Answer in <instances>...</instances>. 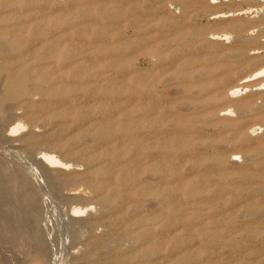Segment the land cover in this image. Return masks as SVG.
I'll return each mask as SVG.
<instances>
[{
    "label": "rangeland",
    "instance_id": "1",
    "mask_svg": "<svg viewBox=\"0 0 264 264\" xmlns=\"http://www.w3.org/2000/svg\"><path fill=\"white\" fill-rule=\"evenodd\" d=\"M0 40V264H264V0H0Z\"/></svg>",
    "mask_w": 264,
    "mask_h": 264
},
{
    "label": "bare ground",
    "instance_id": "2",
    "mask_svg": "<svg viewBox=\"0 0 264 264\" xmlns=\"http://www.w3.org/2000/svg\"><path fill=\"white\" fill-rule=\"evenodd\" d=\"M127 2H128V0H126ZM138 2V1H137ZM3 6V5H2ZM81 10V9H80ZM87 13H89V12H87ZM3 15V14H2ZM64 16V15H63ZM89 16V15H88ZM85 17V16H84ZM162 20H163V18H161ZM18 23V22H17ZM20 23V22H19ZM17 26V25H16ZM21 26V25H20ZM55 26V25H54ZM56 26H58V25H56ZM180 26V25H179ZM19 28V27H18ZM20 29V28H19ZM21 30H22V27H21ZM154 30V29H153ZM101 32V31H100ZM156 32V31H155ZM41 33V32H40ZM103 33H104V30H103ZM17 34V33H16ZM55 35V34H54ZM64 35V34H63ZM17 36V35H16ZM168 36V35H167ZM14 38V37H13ZM60 38V37H59ZM58 38V39H59ZM71 38V37H70ZM1 39H3L2 37H1ZM24 40V39H23ZM1 41V40H0ZM74 41V40H73ZM85 41V40H84ZM88 41V40H87ZM24 42V41H23ZM36 42H38L37 40H36ZM71 42V41H70ZM80 42V41H79ZM74 43V42H73ZM19 44V43H18ZM16 45V44H15ZM83 45V44H82ZM87 45V44H86ZM146 45V44H145ZM20 46V45H19ZM70 46V45H69ZM72 46V45H71ZM38 47H40V46H38ZM89 47V46H88ZM102 47V46H101ZM55 48H58V47H55ZM106 48V47H105ZM17 49V48H16ZM74 50H75V48H74ZM96 50H97V48H96ZM79 51V50H78ZM21 52V51H20ZM77 52V51H76ZM18 53V52H17ZM79 53V52H78ZM89 53V52H88ZM98 53H96V55H97ZM101 53H99V55H100ZM19 55V54H18ZM21 55H22V53H21ZM20 55V56H21ZM48 55V54H47ZM81 55V54H80ZM40 56V55H39ZM106 56V55H105ZM122 55H120V57H121ZM235 56V55H234ZM256 56V55H255ZM54 57V56H53ZM149 58V57H148ZM87 59V58H86ZM85 59V60H86ZM89 59V58H88ZM103 59V58H102ZM183 60V59H182ZM116 61V60H115ZM42 62V61H41ZM86 62V61H85ZM90 61H88V63H89ZM104 62H105V60H104ZM103 62V63H104ZM122 62V61H121ZM102 63V62H101ZM100 63V64H101ZM111 63V62H110ZM154 63V62H153ZM15 64V63H14ZM17 64V63H16ZM112 64H114V63H112ZM187 64V63H186ZM19 65V64H18ZM172 65V64H171ZM184 65H185V63H184ZM188 65V64H187ZM205 65V64H204ZM241 65V64H240ZM114 66V65H113ZM157 67H158V65H157ZM168 67H171L170 66V63H169V66ZM189 67V66H188ZM16 68V67H15ZM61 68V67H60ZM66 68V67H65ZM80 68V67H79ZM96 68V67H95ZM109 68V67H108ZM24 69V68H23ZM59 69V68H58ZM78 69V68H77ZM91 70V69H90ZM97 70V69H96ZM125 70V69H124ZM16 71V70H15ZM18 71H19V69H18ZM54 71V70H53ZM138 71H140V70H138ZM17 72V71H16ZM71 72V71H70ZM112 72V71H111ZM55 73V72H54ZM138 73V72H137ZM264 67L263 68H259V69H257L255 72H253V75H255L256 74V76H254L256 79L255 80H259V78H262L263 76H264ZM143 75V74H142ZM195 75V74H194ZM40 76V75H39ZM95 76V75H94ZM93 76V77H94ZM138 76H139V74H138ZM146 76V75H145ZM196 76V75H195ZM2 77V76H1ZM42 77V76H41ZM122 76H120V78H121ZM125 77V76H124ZM141 77V76H140ZM197 77V76H196ZM27 78V77H26ZM76 78H77V76H76ZM116 78H118V77H116ZM148 78V77H147ZM146 78V79H147ZM240 78V77H239ZM12 79V78H11ZM92 79V78H91ZM149 79V78H148ZM160 79V78H159ZM165 79H166V77H165ZM252 79H254V78H252ZM86 80V79H85ZM124 80V79H123ZM144 80V79H143ZM143 80H142V82H143ZM168 80V79H167ZM205 80V79H204ZM250 80L251 79H246L245 78V80H242L239 84L240 85H242V86H248V85H250ZM257 80V81H258ZM126 81V80H125ZM137 81V80H136ZM145 81V80H144ZM25 78L23 77V76H21V77H17V78H14V79H12V80H9V81H7V83L5 84L6 85V88H5V93H4V98H13V97H16V96H18L20 93H21V91H24V85H25ZM41 82V81H40ZM55 82V81H54ZM113 82V81H112ZM140 82V81H139ZM147 82V81H146ZM198 82V81H197ZM213 82V81H212ZM211 82V83H212ZM249 82V83H248ZM107 83V82H106ZM116 83V82H115ZM114 83V84H115ZM141 83V82H140ZM163 83H165V81L163 82ZM193 83V82H192ZM230 83V82H229ZM54 84V83H53ZM74 84H76V83H74ZM80 84V83H79ZM87 84V83H86ZM145 84H148V83H145ZM257 83H251V85H256ZM30 85V84H29ZM78 85V84H77ZM88 85V84H87ZM107 85V84H106ZM213 85H214V83H213ZM52 86V85H51ZM73 86V85H72ZM112 86V85H111ZM226 86V85H225ZM67 87V86H66ZM121 87V86H120ZM148 87H150V84L148 85ZM164 87V86H163ZM211 87V86H210ZM119 88V87H118ZM215 88V87H214ZM239 88V87H238ZM259 88V87H258ZM82 89H83V87H82ZM184 89V88H183ZM74 90H76V88L74 89ZM29 91V90H28ZM117 91V90H116ZM120 91V90H119ZM132 91V90H131ZM171 91V90H170ZM212 91V90H211ZM46 92V91H45ZM121 92V91H120ZM150 92V91H149ZM27 93V92H26ZM107 93V92H106ZM128 93H130V90H129V92ZM150 93H152V92H150ZM213 93V92H212ZM252 93V92H251ZM29 94H31V93H29ZM44 94V93H43ZM42 94V95H43ZM62 94V93H61ZM66 94V93H65ZM69 94H71V93H69ZM114 94V93H113ZM118 94V93H117ZM219 94H220V92H219ZM258 94V93H257ZM101 95H105V93L104 94H101ZM111 95V94H110ZM132 95H134V94H132ZM254 95V94H253ZM29 96V95H28ZM113 96V95H112ZM129 96H131V95H129ZM155 96V95H154ZM159 96V95H158ZM252 96V95H251ZM62 96H60V98H61ZM147 97V96H146ZM151 97V96H150ZM150 97H149V100H150ZM3 98V99H4ZM141 98V97H140ZM226 98H227V96H226ZM245 98V97H244ZM243 98V99H244ZM252 98V97H251ZM259 98V97H258ZM264 98V97H263ZM28 99V98H27ZM124 99V98H123ZM147 99H148V97H147ZM250 99V98H249ZM100 100H102V99H99V101ZM108 100V99H107ZM32 101V100H31ZM157 101V100H156ZM228 101H229V99H228ZM262 101V100H261ZM263 101H264V99H263ZM150 102H151V100H150ZM161 102V101H160ZM165 102V101H164ZM1 103V102H0ZM53 103V102H52ZM187 103V102H186ZM214 103V102H213ZM66 104V103H65ZM71 104V103H70ZM42 105V104H41ZM48 105V104H47ZM149 105V104H148ZM187 105V104H186ZM186 105H185V107H186ZM215 105H216V103H215ZM248 105V104H247ZM32 106V105H31ZM129 106V105H128ZM135 106V105H134ZM200 106V105H199ZM218 106V105H217ZM27 107H28V105H27ZM102 107V106H101ZM56 108V107H55ZM100 108V107H99ZM141 108V107H140ZM145 108V107H144ZM147 108H150V107H147ZM180 108V107H179ZM183 108V107H182ZM182 108H180V109H182ZM213 108V107H212ZM235 109H236V107H234ZM105 109V108H104ZM238 109V108H237ZM253 109V108H252ZM46 110V109H45ZM150 110V109H149ZM184 110H186V108L184 109ZM240 111V110H239ZM255 111V110H254ZM96 112H98V111H96ZM103 112V111H102ZM166 111H164V113H165ZM244 112V111H243ZM128 113V112H127ZM158 113V112H157ZM156 113V114H157ZM240 113V112H239ZM258 113V112H257ZM61 114V113H60ZM82 114V113H81ZM124 114H125V112H124ZM123 114V115H124ZM133 114V113H132ZM142 114V113H141ZM3 115V114H2ZM65 115V114H64ZM154 115V114H153ZM173 115V114H172ZM253 115V114H252ZM54 116V115H53ZM133 116H134V114H133ZM257 116V115H256ZM255 116V117H256ZM59 117V116H58ZM66 117V116H65ZM132 117V116H131ZM259 117V116H258ZM257 117V118H258ZM101 118V117H100ZM147 118V117H146ZM150 118V117H149ZM160 118V117H159ZM226 118V117H225ZM148 119V118H147ZM1 120V119H0ZM123 120V119H122ZM136 120V119H135ZM83 121H84V119H83ZM124 121V120H123ZM79 122H81V121H79ZM136 122V121H135ZM147 122V121H146ZM83 123V122H82ZM124 123H126L125 121H124ZM128 123V122H127ZM149 123V122H148ZM174 123V122H173ZM183 123V122H182ZM255 123V122H254ZM152 124V122H150V125ZM223 124V123H222ZM253 124V123H252ZM86 125V124H85ZM103 125V124H102ZM107 125V124H106ZM94 126V125H93ZM230 126V125H229ZM246 126V125H245ZM92 127V126H91ZM120 127V126H119ZM239 127V126H238ZM244 127V126H243ZM124 128V127H123ZM144 128V127H143ZM172 128V127H171ZM187 128V127H186ZM233 128V127H232ZM231 128V129H232ZM240 128V127H239ZM109 129V128H108ZM150 129V128H149ZM159 129V128H158ZM198 129V128H197ZM15 129L13 128V129H11L10 130V132H13ZM62 130V129H61ZM133 130V129H132ZM240 130V129H239ZM87 132H88V130H86ZM106 131H107V129H106ZM176 131V130H175ZM200 131V130H199ZM233 131V130H232ZM127 132V131H126ZM187 132V131H186ZM198 132V131H197ZM241 132H243V131H241ZM97 133V132H96ZM170 133V132H169ZM175 133V132H174ZM139 134V133H138ZM142 134V133H141ZM220 134H221V132H220ZM235 135V134H234ZM103 136V135H102ZM130 136H132V135H130ZM134 136V135H133ZM147 136H149L148 134H147ZM146 136V137H147ZM150 136H152V135H150ZM244 136V135H243ZM144 137V136H143ZM145 137V138H146ZM244 137H246V136H244ZM134 138H136V137H134ZM152 138H153V136H152ZM140 139V138H139ZM72 140V139H71ZM145 140V139H144ZM135 141V140H134ZM252 141V140H251ZM264 141V140H263ZM71 142V141H70ZM116 142V141H115ZM123 142V141H122ZM142 142V141H141ZM131 143V142H130ZM136 143V142H135ZM159 143V142H158ZM185 143V142H184ZM72 144V143H71ZM209 144V143H208ZM55 145V144H54ZM68 145V144H67ZM87 145V144H86ZM102 145V144H101ZM100 145V146H101ZM115 145H117V144H115ZM138 145V144H137ZM148 145H151V144H148ZM191 145V144H190ZM85 146V145H84ZM123 146V145H122ZM141 147H142V145H140ZM216 145L214 144V147H215ZM103 147V146H102ZM109 147V146H108ZM124 148H125V146H123ZM134 147V146H133ZM151 147H152V145H151ZM220 147V146H219ZM218 147V148H219ZM222 147H224V146H221L220 148H222ZM237 147V146H236ZM245 147V146H244ZM59 148V147H58ZM69 148V147H68ZM123 148V149H124ZM177 148V147H176ZM105 149V148H104ZM122 148H121V150H123ZM151 149V148H150ZM215 149V148H214ZM175 150V149H174ZM77 151H78V148H77ZM106 151H109V150H106ZM110 152V151H109ZM133 152V151H132ZM131 152V153H132ZM67 153V152H66ZM76 153V152H75ZM102 153V152H101ZM218 153V152H217ZM106 154V153H105ZM108 154V153H107ZM113 154V153H112ZM74 155V154H73ZM72 155V156H73ZM104 155V154H103ZM170 155V154H169ZM102 156V155H101ZM115 157V156H114ZM119 157H120V155H119ZM174 157V156H173ZM176 158H178L177 156H176ZM251 158V157H250ZM256 158V157H255ZM119 159V158H118ZM154 159V158H153ZM249 159V158H248ZM146 160V159H145ZM150 160V159H149ZM152 160V159H151ZM40 161L44 164V165H47V166H49V167H55V168H63L64 169V165L62 164V163H60V162H58V161H56V159H54L53 157H52V155L51 156H49V155H43L42 154V156L40 157ZM167 161V160H166ZM233 160L231 159L230 160V162H232ZM137 162H138V160H137ZM140 162H142V161H140ZM155 162V161H154ZM123 163V162H122ZM219 164H221V163H219ZM133 165V164H132ZM66 167V166H65ZM108 167H110V166H108ZM60 169V170H61ZM225 169V168H224ZM108 170V169H107ZM216 170V169H215ZM62 171V170H61ZM56 172V171H55ZM93 172V171H92ZM134 172V171H133ZM175 172V171H174ZM121 173H122V171H121ZM128 173V172H127ZM12 174V173H11ZM64 174H66V173H64ZM165 174V173H164ZM176 174V173H175ZM5 175H6V173H5ZM13 175V174H12ZM11 175V176H12ZM71 175V174H70ZM110 175V174H109ZM123 175H125V174H123ZM161 175V174H160ZM8 176V175H7ZM7 176H6V178L5 179H7ZM75 176V175H74ZM129 176V175H128ZM157 175H155V177H156ZM13 177V176H12ZM14 177H15V175H14ZM121 177V176H120ZM158 177V176H157ZM178 177V176H177ZM176 177V178H177ZM200 177V176H199ZM211 177V176H210ZM126 178V177H125ZM159 178V177H158ZM2 179H4V177L2 178ZM166 179V178H165ZM15 181V180H14ZM14 181H12V183L14 182ZM103 181V180H102ZM8 182V181H7ZM6 182V183H7ZM100 182V181H99ZM167 183V182H166ZM9 184V183H8ZM146 184V183H145ZM165 184V183H164ZM176 184H178V183H176ZM97 185V184H96ZM101 185V184H100ZM11 186H12V184H11ZM10 185H9V187H11ZM150 186V185H149ZM148 187V186H147ZM176 187V186H175ZM12 188V187H11ZM161 188V187H160ZM166 188V187H165ZM174 188V187H173ZM13 189V188H12ZM164 189V188H163ZM172 189V188H171ZM200 189V188H199ZM199 189L197 190V191H199ZM19 190V189H18ZM13 191V190H12ZM105 191V190H104ZM16 192H18V191H16ZM23 192V191H22ZM110 192V191H109ZM122 192V191H121ZM147 192V191H146ZM160 192H162L163 193V191H160ZM165 192V191H164ZM155 193V192H154ZM21 194V193H20ZM27 194V193H26ZM26 194H24V195H26ZM103 194V193H102ZM101 194V195H102ZM141 194V193H140ZM18 195H19V193H18ZM23 195V194H22ZM21 195V196H22ZM23 195V196H24ZM97 195V194H96ZM143 195V194H142ZM111 196V195H110ZM153 196V195H152ZM16 197H18V196H16ZM31 197H32V194H31ZM95 197V196H94ZM97 197V196H96ZM99 197V196H98ZM101 197V196H100ZM116 197V196H115ZM129 197V196H128ZM164 197V196H163ZM25 198H27V197H25ZM24 198V199H25ZM72 198V197H71ZM117 198V197H116ZM123 198V197H122ZM145 198V197H144ZM169 198H170V196H169ZM118 199V198H117ZM172 199V198H171ZM22 200V199H21ZM29 200V199H28ZM123 200V199H122ZM198 200V199H197ZM24 201V200H23ZM170 201V200H169ZM173 201V200H172ZM25 202V201H24ZM26 202H27V200H26ZM103 202H105V201H103ZM179 202V201H178ZM34 203V202H33ZM180 203V202H179ZM104 204V203H103ZM164 204V203H163ZM170 204V203H169ZM30 205V204H29ZM163 206V205H162ZM218 206V205H217ZM164 207V206H163ZM183 207V206H182ZM30 208L32 209L31 211H33V208H34V206H33V208L30 206ZM110 208H111V206H110ZM35 210V209H34ZM105 210V209H104ZM107 210V209H106ZM174 210V209H173ZM77 211H79V210H77ZM76 210H74V212L76 213L77 212ZM227 211V210H226ZM35 212V211H34ZM72 212V211H71ZM187 212V211H186ZM73 213V212H72ZM79 213V212H78ZM150 213V212H149ZM154 213V212H153ZM152 213V214H153ZM7 214V213H6ZM9 215V214H8ZM12 215V214H11ZM27 215V214H26ZM71 215V214H70ZM151 215V214H150ZM183 215V214H182ZM5 215H3L2 217H4ZM30 216V215H29ZM72 216L73 217H75V216H77V214L75 215V214H72ZM6 217V216H5ZM9 217H11L10 215H9ZM123 217V216H122ZM136 217H137V215H136ZM152 217V216H151ZM35 218V217H34ZM116 218H118V217H116ZM153 218V217H152ZM6 219V218H5ZM123 219V218H122ZM8 219H6V221H7ZM86 220V219H85ZM139 221V220H138ZM137 221V222H138ZM154 222V221H153ZM93 223V222H92ZM97 223V222H96ZM122 223V222H121ZM140 223V222H139ZM181 223V222H180ZM179 223V224H180ZM9 224V222L7 223L6 222V225H8ZM199 224V223H198ZM212 224V223H211ZM13 225V224H12ZM17 225V224H16ZM122 225V224H121ZM213 225V224H212ZM226 225V224H225ZM18 226V225H17ZM95 226V225H94ZM148 226V225H147ZM174 226V225H173ZM179 226V225H178ZM181 226V225H180ZM8 227H9V225H8ZM7 227V228H8ZM89 227H90V224H89ZM177 227V226H176ZM10 228H12V227H10ZM203 228V227H202ZM18 229V228H17ZM121 229V228H120ZM191 229V228H190ZM201 229V228H200ZM13 230V229H12ZM122 230V229H121ZM176 230V229H175ZM198 230V229H197ZM116 231V230H115ZM10 232H11V230H10ZM21 232V231H20ZM14 233V232H13ZM37 233V232H36ZM121 233V232H120ZM21 234V233H20ZM25 234V233H24ZM23 234V235H24ZM33 234V233H32ZM119 234V233H118ZM183 234V233H182ZM2 235H3V233H2ZM124 235V234H123ZM14 236V234L12 235V237ZM22 237V236H21ZM25 237V236H24ZM7 238V237H6ZM10 238V237H9ZM9 238H8V240H9ZM14 238V237H13ZM12 238V239H13ZM27 238V237H26ZM25 238V239H26ZM173 238V237H172ZM184 238V237H183ZM19 239H21V238H19ZM94 239V238H93ZM92 239V240H93ZM106 239V238H105ZM117 239H119V236H118V238ZM157 239V238H156ZM161 239V238H160ZM15 240V239H14ZM144 241V240H143ZM9 242H10V240H9ZM144 242H146V241H144ZM11 243V242H10ZM14 243V242H13ZM20 242H18V244H19ZM26 243V242H25ZM142 243V242H141ZM24 244V243H23ZM29 244V243H28ZM13 245V244H12ZM15 245L16 246H18L16 243H15ZM21 246H22V244H20ZM38 245V244H37ZM26 246H27V244H26ZM40 246V245H39ZM104 246V245H103ZM141 246H143V245H141ZM140 246V247H141ZM152 246V245H151ZM190 247V246H189ZM105 248V247H104ZM142 249H143V247H141ZM19 249V248H18ZM38 249H39V247H38ZM148 249V248H147ZM19 250H22V247L19 249ZM105 250V249H104ZM23 251H24V249H23ZM26 251V250H25ZM28 251V250H27ZM36 252H38V250L36 249ZM42 252V251H41ZM40 252V253H41ZM182 252V251H181ZM23 253V252H22ZM44 253V252H43ZM174 253V252H173ZM178 253V252H177ZM236 253V252H235ZM45 254V253H44ZM181 254V253H180ZM190 254V253H189ZM25 255V254H24ZM41 255V254H40ZM118 256V255H117ZM148 256H149V253H148ZM186 256V255H185ZM184 256V257H185ZM169 257V256H168ZM173 257V256H172ZM178 257V256H177ZM183 257V258H184ZM192 257V256H191ZM226 257V256H225ZM235 257V256H234ZM43 258V257H42ZM179 259V258H178ZM182 259V258H181ZM189 260V259H188ZM229 260V259H228ZM231 260V259H230ZM235 260V259H234ZM183 261V260H182ZM190 262V261H189ZM238 262V261H237ZM191 263V262H190ZM189 263V264H190ZM155 264V263H154ZM196 264V263H195Z\"/></svg>",
    "mask_w": 264,
    "mask_h": 264
}]
</instances>
